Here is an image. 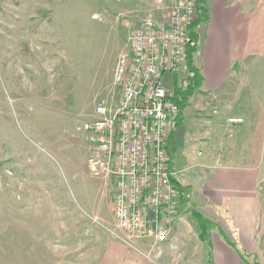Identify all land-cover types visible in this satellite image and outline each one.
<instances>
[{"label": "rangeland", "instance_id": "1", "mask_svg": "<svg viewBox=\"0 0 264 264\" xmlns=\"http://www.w3.org/2000/svg\"><path fill=\"white\" fill-rule=\"evenodd\" d=\"M142 7L138 0H0V264H109L113 246L135 252L116 228L113 187L90 174L83 126L112 95L117 57ZM184 76L164 75L163 84L173 89L175 81V94ZM187 112L169 145L177 226L207 242L212 226L198 201L205 146L190 140Z\"/></svg>", "mask_w": 264, "mask_h": 264}, {"label": "crops", "instance_id": "2", "mask_svg": "<svg viewBox=\"0 0 264 264\" xmlns=\"http://www.w3.org/2000/svg\"><path fill=\"white\" fill-rule=\"evenodd\" d=\"M138 1L145 16L134 30L149 17L164 21L166 0ZM201 6L205 22L193 29L188 67L199 70L202 84L190 100L187 122L190 140L205 146L198 201L200 218L212 226L207 242L176 223L159 259L145 256L148 247L133 252L118 244L107 252L109 264H264V0H202ZM175 86L166 89L174 95ZM232 118L243 124H229Z\"/></svg>", "mask_w": 264, "mask_h": 264}, {"label": "built area", "instance_id": "3", "mask_svg": "<svg viewBox=\"0 0 264 264\" xmlns=\"http://www.w3.org/2000/svg\"><path fill=\"white\" fill-rule=\"evenodd\" d=\"M164 3L165 0H157ZM163 22L146 18L128 38L116 62L114 90L86 123L90 174L113 187L112 211L123 242L159 259L175 236L179 193L167 146L179 109L163 76L187 75L191 29L202 0H166ZM229 124H243L229 119Z\"/></svg>", "mask_w": 264, "mask_h": 264}, {"label": "trees", "instance_id": "4", "mask_svg": "<svg viewBox=\"0 0 264 264\" xmlns=\"http://www.w3.org/2000/svg\"><path fill=\"white\" fill-rule=\"evenodd\" d=\"M202 20L203 19L200 17L199 20L194 24V26L191 29V35L193 34V29H195L202 22ZM194 52H195V47L190 48V50H188L187 52L186 59H187V64L189 65L190 68L193 67L192 61H193ZM190 74L191 76L183 80V86L180 89H178V92H176L171 98V100L178 106L179 117L176 128L169 135L168 146H167L169 156H170L169 145L173 143L176 134L181 131L182 121H183L182 115L185 112V110L189 107L191 98L194 96L195 92L200 88L202 84L201 83L202 78L199 70L194 69V72ZM170 161H171V156H170ZM172 181L176 183L174 178H172Z\"/></svg>", "mask_w": 264, "mask_h": 264}]
</instances>
